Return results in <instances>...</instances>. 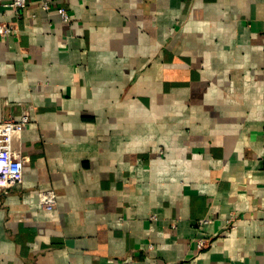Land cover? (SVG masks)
Returning <instances> with one entry per match:
<instances>
[{"label":"crops","instance_id":"obj_1","mask_svg":"<svg viewBox=\"0 0 264 264\" xmlns=\"http://www.w3.org/2000/svg\"><path fill=\"white\" fill-rule=\"evenodd\" d=\"M11 1L0 264H264V0Z\"/></svg>","mask_w":264,"mask_h":264},{"label":"built area","instance_id":"obj_2","mask_svg":"<svg viewBox=\"0 0 264 264\" xmlns=\"http://www.w3.org/2000/svg\"><path fill=\"white\" fill-rule=\"evenodd\" d=\"M28 0H12L8 7L19 13L26 7ZM53 5L49 1L42 3V8L46 11L51 10ZM57 12L65 23H70L72 17L67 8L63 6L57 7ZM17 31L13 23L0 22V35H10ZM30 121L28 114H23L19 120L14 118L5 119L0 122V190L8 192L12 188L19 185L23 180V166L25 162L24 156L14 147V140L23 130L25 125ZM39 200L46 210H52L56 205V193L54 190L40 192ZM211 218L206 217L200 221V225L211 223ZM237 221L236 216H231L228 223L234 227ZM207 244V240L201 239L199 247L203 248Z\"/></svg>","mask_w":264,"mask_h":264}]
</instances>
